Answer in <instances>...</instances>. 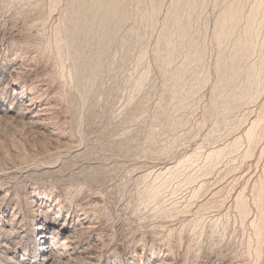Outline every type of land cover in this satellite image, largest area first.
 Segmentation results:
<instances>
[{
	"label": "rangeland",
	"instance_id": "374dc122",
	"mask_svg": "<svg viewBox=\"0 0 264 264\" xmlns=\"http://www.w3.org/2000/svg\"><path fill=\"white\" fill-rule=\"evenodd\" d=\"M49 208L66 264H264V0H0V264Z\"/></svg>",
	"mask_w": 264,
	"mask_h": 264
},
{
	"label": "bare ground",
	"instance_id": "6f19581e",
	"mask_svg": "<svg viewBox=\"0 0 264 264\" xmlns=\"http://www.w3.org/2000/svg\"><path fill=\"white\" fill-rule=\"evenodd\" d=\"M6 85V84H5ZM10 88V87H8ZM37 109V108H36ZM40 110V109H39ZM30 111V110H29ZM32 112V111H31ZM36 112V111H35ZM30 113V112H29ZM37 113V112H36ZM39 113V112H38ZM42 113V112H41ZM35 114V113H34ZM40 114V113H39ZM28 115V114H27ZM37 115V114H36ZM39 116V115H38ZM37 116V118H38ZM32 117V114H31ZM41 117V116H40ZM30 118V117H29ZM33 118V117H32ZM34 118H36L34 116ZM36 118V119H37ZM181 163V162H180ZM53 195V194H52ZM50 200V199H49ZM48 200V201H49ZM46 205V204H44ZM42 206V205H41ZM57 206V205H56ZM15 209V208H14ZM46 210V209H45ZM78 210V209H77ZM54 209L49 208L46 210L47 213L45 214H49L48 216H41L38 217L37 219H35V231L32 227L30 232H26V230L20 231L18 228V225L22 223V221L19 222V216L16 215L13 219L15 220V222H11L9 220L3 219L1 217V219L4 221L3 226H10L12 231V235H16V237H21V241L26 239V238H31L34 235L37 236V245L36 248L39 250V252H37V256L39 257L38 260H36L35 262H27L26 264H66L67 261H71L70 258L66 259V255H65V251L66 250H70L72 249V246L70 244L74 243L73 241V237L70 236L67 240L60 242L59 241V234L60 232L63 233H71L73 226L75 225V223L84 221V223L82 222V225H86L87 219H88V213L85 212L83 213L82 216H84V218H80L77 221L73 220V217L69 220V219H65V222L62 223V220H60V216L56 217V221H51V223L48 222V218L51 214H53ZM92 212V211H91ZM3 214V213H2ZM74 215V214H73ZM40 216V215H39ZM71 217V216H70ZM18 218V219H17ZM12 219V220H13ZM13 220V221H14ZM33 222V225H34ZM89 222V221H88ZM90 223V222H89ZM79 224V223H78ZM94 226V225H93ZM52 227V228H51ZM75 227V226H74ZM83 227V226H82ZM88 227V226H87ZM6 229V228H5ZM18 229V230H15ZM33 230V231H32ZM72 234V233H71ZM260 234V233H259ZM31 235V236H30ZM29 240V239H28ZM20 241V242H21ZM10 246V245H9ZM24 246V245H23ZM26 246V245H25ZM62 246H65L66 249L62 250ZM19 247V246H18ZM62 250V252H61ZM78 252V251H77ZM33 254V253H32ZM72 253H68V255H71ZM92 255V254H91ZM75 256V255H74ZM90 256V255H89ZM72 257V256H71ZM75 258V257H74ZM96 257H90L89 261L87 262V264H96L97 260L95 259ZM72 262V261H71ZM70 263V262H69ZM147 264H152L151 261H148Z\"/></svg>",
	"mask_w": 264,
	"mask_h": 264
}]
</instances>
